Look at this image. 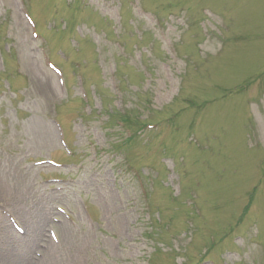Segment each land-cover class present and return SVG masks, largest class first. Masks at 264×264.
Instances as JSON below:
<instances>
[{
    "label": "rangeland",
    "instance_id": "obj_1",
    "mask_svg": "<svg viewBox=\"0 0 264 264\" xmlns=\"http://www.w3.org/2000/svg\"><path fill=\"white\" fill-rule=\"evenodd\" d=\"M1 222L9 264H264V0H0Z\"/></svg>",
    "mask_w": 264,
    "mask_h": 264
},
{
    "label": "bare ground",
    "instance_id": "obj_2",
    "mask_svg": "<svg viewBox=\"0 0 264 264\" xmlns=\"http://www.w3.org/2000/svg\"><path fill=\"white\" fill-rule=\"evenodd\" d=\"M5 226V223L4 222H1L0 223V232H1V230H2V228ZM5 230H3L2 232H1V234H0V237H1V240L0 241H2V243H3V245H4V243H6L7 242V244H6V246H5V248H9L12 244H11V236H8L10 233L12 234V236H13V239H17V238H19V236L18 235H16L14 232H9L8 230H6L5 232H4ZM0 262L1 263H5V264H9L10 263V259H9V257L8 256H5L1 251H0ZM15 264V263H14ZM17 264V263H16ZM18 264H28V263H25V260H23V261H21L20 263H18Z\"/></svg>",
    "mask_w": 264,
    "mask_h": 264
},
{
    "label": "trees",
    "instance_id": "obj_3",
    "mask_svg": "<svg viewBox=\"0 0 264 264\" xmlns=\"http://www.w3.org/2000/svg\"><path fill=\"white\" fill-rule=\"evenodd\" d=\"M118 118H119L120 120H118V121H116V122L119 123V124H120V127H122V128H123V127L126 128V127L128 126L126 121H131V118H130V117L127 118V116H126V114H124V112H123L122 114H120V115L118 116ZM144 125H146V123H145V122H142L141 125H140V127H139V130H142V127H143ZM128 137L131 138V137H132V134L129 135ZM124 144H126L125 138H124Z\"/></svg>",
    "mask_w": 264,
    "mask_h": 264
}]
</instances>
